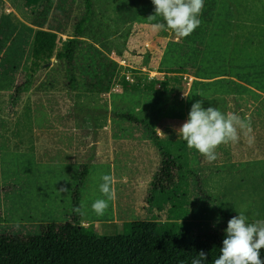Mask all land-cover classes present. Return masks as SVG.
Masks as SVG:
<instances>
[{
	"label": "rangeland",
	"instance_id": "374dc122",
	"mask_svg": "<svg viewBox=\"0 0 264 264\" xmlns=\"http://www.w3.org/2000/svg\"><path fill=\"white\" fill-rule=\"evenodd\" d=\"M93 2L94 15L76 55L77 81L72 89L66 65L57 59V53L66 40L76 35V24L85 13V0H0V235L39 236L45 233L47 224L68 222L72 215L71 195L80 171L89 159L99 158L112 160L117 173L122 169V161L126 162L125 177L120 183L113 182L115 199L109 202L103 216L91 210V204L103 198L100 180H91V187L96 182L97 194L90 193L86 198L90 207L84 219L92 217L103 222L114 212L113 206L120 210V196L125 193L130 212L121 222L155 220L164 234H169L170 223H175L178 231L185 230L190 223L200 234L225 231L229 216H237L245 208L250 223L264 220L263 150L256 162L230 166L234 150L229 145L224 150L221 145L219 169L209 166L206 170L220 171L212 177H197L200 167L194 170L192 166L197 160L187 155L183 160L186 166L181 169V186H176L171 194H158L164 203V211H160L159 204L151 209L145 202L153 176L162 166L157 148H145V156L140 157L145 159L143 169L134 153L137 145L120 152L109 146V139L105 147L95 144L107 129L144 127L122 119L121 114H132L158 129L171 126L176 130L188 119L196 101H202L205 109L218 107L222 112L264 111V0H204L199 17L202 23L186 37L194 38L187 42L190 52H174L171 47L164 50L160 67L166 74L153 65L159 61L164 39L174 38L166 27L153 31L152 25L162 23L163 19L149 18L155 14L152 0ZM145 41L152 43L145 45ZM122 59L128 63L125 69L119 64ZM136 62H148L152 64L149 71L158 72L145 82L131 68L138 67ZM170 71L177 73L169 74ZM123 72L135 82L117 95L111 90L122 81ZM26 79L30 80V89L16 98L15 88ZM195 89L205 97H194ZM33 95H40L38 103L33 97L27 101ZM135 99H145L147 111H138ZM32 112L40 113L38 119ZM51 116L62 127H75L71 142L75 137L76 145L68 150L71 155H66L72 158L74 167L60 166L57 160L64 156L57 153L55 161L41 165L32 154H22L5 141V128L11 126L18 133L23 132L40 127L41 121ZM175 137L165 141L178 154L186 142ZM229 167L238 170L228 173ZM173 172L176 182L178 174ZM104 222L103 225L107 224ZM120 224L116 230L104 231L99 229L101 225L97 230L101 235H114L119 228L122 233Z\"/></svg>",
	"mask_w": 264,
	"mask_h": 264
},
{
	"label": "trees",
	"instance_id": "16d2710c",
	"mask_svg": "<svg viewBox=\"0 0 264 264\" xmlns=\"http://www.w3.org/2000/svg\"><path fill=\"white\" fill-rule=\"evenodd\" d=\"M93 15V0H85V13L76 24V35L66 40L62 50L57 53V59L66 65L72 89L77 81L74 73L76 55ZM29 89L30 80L26 79L15 88L16 98ZM119 117L145 126L160 152L162 166L154 176L145 202L151 209L159 204L158 209L164 211V203H161L158 194H171L176 186H181V176L175 182L171 175L173 169L181 171V158L172 155L146 120L137 119L132 114H121ZM89 173V166L84 165L71 195L72 209L80 205L81 190ZM155 191L157 193H153ZM232 217L229 216L230 219ZM120 225L122 233L118 228L114 235H101L93 226H81V215L72 211L68 222L47 224L43 235L24 238L0 235V264H191L193 259L199 258L201 250L207 254L203 264H214L226 235L225 231L200 234L191 223L182 231L176 229L175 223H170L169 234H164L160 223L155 220L124 222ZM260 255L264 260V249Z\"/></svg>",
	"mask_w": 264,
	"mask_h": 264
},
{
	"label": "crops",
	"instance_id": "0c3cea01",
	"mask_svg": "<svg viewBox=\"0 0 264 264\" xmlns=\"http://www.w3.org/2000/svg\"><path fill=\"white\" fill-rule=\"evenodd\" d=\"M201 29V28H200ZM168 30V29H167ZM202 32V30H200ZM201 32L198 34V36L201 34ZM171 35H173V40L171 38H167L164 39L166 40L164 42V47L162 48V50H160V58L159 61L155 64L157 65H153L156 66L155 69H157L158 71L165 73L164 69H162L160 67L161 62H162V57H163V53L164 50H168L170 47L172 48V50L176 49H180L179 51H185V52H190V49L187 48V42L193 41L192 38H179L176 36V34H174V32L171 31ZM163 38V37H161ZM153 41V40H152ZM152 41H145V45H149L150 43H152ZM123 62H125V66L127 68L128 63L126 59H122ZM146 62V61H145ZM138 67H131L132 70H137L138 73L142 75L143 79L145 82L147 80V77L150 76L151 74L158 72V71H149L148 67L151 66L152 64L149 65V63H143V65L140 62H136ZM141 64V67H140ZM125 69V68H124ZM192 69H189V71ZM146 73H145V72ZM164 71V72H163ZM169 74H176V72H169ZM177 75H185V74H177ZM191 78H194V76L192 75H188ZM196 77V76H195ZM197 79V78H196ZM192 83V82H191ZM197 83V82H196ZM191 85V84H190ZM139 90H141V88H139ZM195 93H194V97H197L198 95L202 96V92L198 91L197 89H195ZM125 91L118 93L122 94ZM33 97V99H36L37 103L39 102L40 95H33L30 96V99L28 98V100H31ZM143 97V96H140ZM205 97V96H202ZM241 98H243V96H239ZM126 98V97H124ZM124 100V99H123ZM145 99H142V101H138V99H135V101L137 102V105H135L138 111L141 110H145L147 111V107L144 104ZM141 108V110H140ZM152 109H149V111H151ZM142 112V111H141ZM228 112H235L237 114H239L241 117H247L248 120H250L251 122V127H252V135L255 138L254 144L252 146H249L246 139L244 137L241 138V141L237 144H229L230 149L234 150L232 152V154H230L231 158H233V160H230V166H234L237 164H241V165H245V164H251L253 162H256V160L259 159V155H260V151L263 150L264 151V111L262 109L260 110H244V111H228ZM228 112H224V113H228ZM31 113V112H30ZM39 112H32V114H35V119H38V114ZM145 113V112H144ZM150 118H152V116L149 114ZM33 118V116L31 117ZM136 118V117H135ZM149 118V117H148ZM125 120V119H124ZM48 121V122H47ZM47 121H41V125L40 127L36 126L32 129H23V132H19L9 126L8 128H5L3 131V133L6 135V142H10V144L14 147L15 150L23 153H27V154H32L34 156V160L39 163V164H48L46 162H50V161H55V155L57 154H61L62 156H64L63 159L61 160H57L60 163V166L62 164L64 165H68V167L73 166L74 167V162L72 163L71 159L69 157H66V155L70 156L71 153L68 151L71 149H73L74 145H76V139L74 137V139L71 142V137L75 135V127L73 126H61V124L59 123V121H57V118L51 116L47 118ZM149 122V121H147ZM151 125L152 123L149 122ZM138 124V123H136ZM141 125V124H139ZM153 129L157 132L159 138L166 144V139L169 137H173L176 138L175 136H179L177 131L174 130V128H172L171 126L169 127H164L163 129H158L156 127V125H152ZM1 132V131H0ZM139 132L138 138L135 137V134ZM102 134V133H101ZM8 135V136H7ZM131 135H133V137H130ZM165 135V137H164ZM164 137V138H163ZM109 139V146L110 147H116L118 150H120V152L125 151V148L128 146H135L137 145L136 150H134L137 158L140 159V157H142L145 153L144 150L146 147H150V148H156V146L154 145L151 138V134L148 131V129L144 126V127H131V128H125V127H118L117 129L115 128H111V129H107L106 132H104V137L103 135L100 137V141H97L95 144L98 145V147H103L105 145V143L107 144V140ZM64 145V146H63ZM167 145V144H166ZM243 145V146H242ZM12 146H10V148H12ZM63 147V149H62ZM105 147V146H104ZM167 147L169 148V150L171 151L173 156H177L179 158H181V165H184V158L186 159L187 155L193 160V158L195 157V159L197 160L196 164L192 165L194 168V170H197L200 167V170L198 169L196 171V176L197 177H212L215 175H218L220 171H210V172H206V170H208L209 166L212 167H216L219 169L220 167V160L217 158L216 161L209 163L203 156H201L195 149H189L187 147V144H183L182 145V149L178 152V154H174V152L171 150V148L167 145ZM223 149L227 148L226 145H222ZM228 149V148H227ZM158 150V149H157ZM226 150V149H224ZM65 151V152H63ZM219 151H221V146L217 149V153H219ZM53 152V153H52ZM52 153V154H50ZM160 153V152H159ZM99 154V151H98ZM197 154L199 156H197ZM227 154V153H225ZM145 156V155H144ZM135 157V156H134ZM133 157V159H134ZM145 159L142 158V160L140 161V167H142L144 169V165L145 163L143 162ZM199 160H201L200 162H198ZM162 163V162H161ZM116 164H119V161L116 162ZM126 162L122 161V169L117 173L115 172V163L113 164L112 160H100L96 159L95 161H92V159L85 163V165L89 166V176L88 179L86 180L83 188H82V192H81V201H86V198L90 196V193L93 194H97V185H95L96 182H94L93 187H91L92 184V179H99L100 182L101 181V176L104 174H110L113 177V182L117 181V183H120L119 181L124 180L125 177V165ZM84 166V165H83ZM225 166V164L223 165ZM98 167V168H97ZM230 170L228 173H232L235 174L237 172V168L236 167H229ZM233 169V170H232ZM115 170V171H114ZM160 170V169H159ZM158 170V171H159ZM211 170V169H210ZM158 171L154 174V176L158 173ZM175 171L179 176L183 175V172H178L177 170L173 169L172 172ZM171 172V175H172ZM226 172V171H225ZM174 173V172H173ZM224 173V172H222ZM153 176V179H154ZM131 178V177H130ZM96 180V181H97ZM91 189V190H90ZM91 191H95V192H91ZM120 205L118 209L117 205L112 208V214L110 215L109 218L107 219H103L104 221H107V224L103 225L102 223H106V222H101L100 219H94L92 217H87L84 219L83 216H81V226H93L97 232H100L99 230H97L98 225L101 227L99 229L104 230V231H111V230H116V226L119 225L120 223H123L121 221H123V218H126V215L129 214V209L127 207L128 204H126V199H125V193H121L120 196ZM72 198V197H71ZM146 199V198H145ZM87 203V206L90 207L89 203ZM87 207V208H88ZM120 216H122V220H120ZM108 225V226H107ZM109 229V230H108ZM105 234V233H103Z\"/></svg>",
	"mask_w": 264,
	"mask_h": 264
},
{
	"label": "clouds",
	"instance_id": "9594fccd",
	"mask_svg": "<svg viewBox=\"0 0 264 264\" xmlns=\"http://www.w3.org/2000/svg\"><path fill=\"white\" fill-rule=\"evenodd\" d=\"M152 4L155 14L149 18L159 16L164 21L153 24V31L163 30L166 26L177 37L186 38L202 23L199 17L203 13L204 0H152ZM202 103H193L188 119L176 129L189 149H195L211 163L217 160V149L221 145L237 144L242 137L249 146L254 144L251 122L247 117H241L235 112L224 113L218 107L210 106L205 109ZM100 179L102 182L99 184V191L103 198H98L91 204V210L97 216H103L107 212L109 202L116 195L113 177L104 174ZM87 207L86 201H82L72 211L83 216L87 214ZM246 212L245 208L228 220L220 255L214 264H264L260 255L264 249V220L250 223ZM198 257L191 264H203L207 260V254L203 250L198 253Z\"/></svg>",
	"mask_w": 264,
	"mask_h": 264
},
{
	"label": "built area",
	"instance_id": "2783aa9c",
	"mask_svg": "<svg viewBox=\"0 0 264 264\" xmlns=\"http://www.w3.org/2000/svg\"><path fill=\"white\" fill-rule=\"evenodd\" d=\"M119 64H121V66H122L123 68H126V66H125V62H123V60H121V61L119 62ZM122 75H124V76H122V78H123L122 81L119 80V82H117V83H115V84L113 85L112 90H111L112 93H115V94L121 93V91H122L127 85H130V84H129L130 82H135V81H134V78L131 79L130 76L127 75V73L123 72ZM151 78H152V77H151Z\"/></svg>",
	"mask_w": 264,
	"mask_h": 264
}]
</instances>
